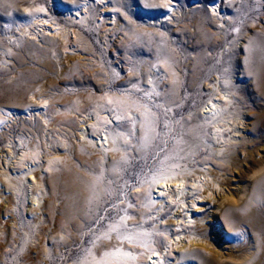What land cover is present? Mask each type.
<instances>
[{
    "label": "bare ground",
    "instance_id": "1",
    "mask_svg": "<svg viewBox=\"0 0 264 264\" xmlns=\"http://www.w3.org/2000/svg\"><path fill=\"white\" fill-rule=\"evenodd\" d=\"M39 1L41 0H38V3ZM135 1L48 0L47 3L48 7L56 9L60 7L62 17H72L71 21L83 28L89 29L93 20L95 30L101 36L100 44L106 53L109 43L104 33L118 32L121 29H138L149 34L150 45L147 52L149 51L152 58L138 59L146 53L145 51H127L124 56L125 70L133 71V74L119 81L112 88L118 89L127 83L144 80L151 72L149 66H152L156 77L166 81L170 78L171 86L167 93H164L169 105L181 101L183 87H187L189 91L207 88L208 92H218L215 99L210 100L203 108L205 122H209L207 126L212 125L211 137L214 150L219 155L232 152L239 145L246 148L247 144L253 141L246 134L249 127L246 114L241 112L248 102L238 91L239 87L234 80L237 79V73L244 74L250 82L252 93L256 94L258 101L264 103V0H255L256 3L253 5L249 0H245L236 10H233L236 0H195L189 6H187L188 0H178L183 8L187 6L185 10H182V7L180 9V6L176 8L171 3L149 0L148 6L152 9V15L156 12H164L165 21L162 20L160 27L165 31L148 27L140 28L130 9ZM206 5L210 6V14L206 10ZM169 8L171 11H168ZM227 9L232 12H227ZM18 10L16 0H0V15L4 17L8 15L7 17L15 20L19 17L25 19L22 26L7 25L5 22L3 26H0V32L9 35V41L12 40V35H15L14 31L25 35L29 30H35L33 35L36 39L47 38V34H50L54 38L47 39L59 42L65 54H75L78 60L83 59L79 54L83 51V46L86 47L84 50L94 53L95 47L84 33L62 26L57 18L53 19L49 15L44 6L33 4L22 11ZM123 12L126 13L125 22L124 25H120L119 14L122 19ZM211 15H214V18ZM233 26L237 30L234 35H231L229 31ZM174 27L175 29H172ZM249 32H251L250 36ZM175 34L181 36V41L180 46L173 45L175 48L173 51L169 38L173 37L172 42H175ZM232 37H234V43L228 45V39ZM195 38L200 39L201 45L192 43L189 46L190 40ZM1 42L0 39V45ZM224 45H226L225 48H223ZM50 49L53 47H45L40 53L47 54ZM193 50L195 57L192 58L189 75L186 80H181L171 67H175L174 54L178 52L185 56ZM162 61L169 65V71H164L159 65ZM22 62V59L17 60V65L20 67L14 73L15 76L18 74L15 84L0 88L5 92H3L4 99H0V127L11 136L7 143L4 142L6 145L0 148V180L7 178L11 170L16 177H21L26 184L22 198L30 206L29 215L35 217V220L33 228H29L31 224L19 222L20 209L17 202L21 193L20 187L8 185L4 192H0V264H19V256L27 253L29 248V253L23 259L26 264H58L61 258H65V264H69L74 257L73 248L74 242L78 241L77 235L95 231L91 229L98 227L96 215L103 207V197L108 191L115 192L110 189L111 184L115 186L119 183L121 175L117 172L118 170L108 169L114 164V156L116 158L120 150L118 138L105 133L104 129L108 121L120 122L125 118L123 109L132 105L133 97L122 94L119 90L115 93L112 91L102 93L109 88V80L112 78L108 70L105 73L100 70L87 75L82 73V70L74 69L71 73H76L73 75L76 79L71 83V87L64 90L49 79L54 73L49 63H40L44 71H34L25 67ZM98 64L101 65L102 62L99 61ZM238 65H240V71H237ZM170 70L173 71L171 75ZM63 74L66 72L62 70L61 74L58 73L57 79H60ZM96 76L99 79L94 89L89 84L91 78ZM105 79H107L106 82H104ZM223 86L227 88L225 91L222 90ZM132 93L138 94L135 88ZM29 95L35 102L43 104L39 114L28 113ZM191 99L193 96L187 92L184 105ZM50 105L56 106V113L62 116L63 121L73 122L72 119L75 118L80 124L77 131L79 133L72 129L68 130V134L66 133L73 139L70 145L76 146L75 142H79L81 150L78 151L76 148L77 152L73 153L79 164L74 162L62 164L66 156L59 152L52 153L49 150V153H44L40 149L41 146L34 141L38 134V123L31 127H27L24 123L25 119L36 122L39 117L44 124L42 132L48 136L50 128H53V115L49 112ZM87 107H90V112L84 115L83 111ZM231 107H235L237 112L232 114ZM16 121L18 124L12 126ZM254 127H259V131L264 134L263 115L257 116ZM6 136L4 135V138ZM67 144L69 140L64 136L62 146ZM92 148L98 149L102 158L92 157ZM174 167L172 164L164 170L165 175L171 178L155 182L160 186L159 190L153 193V199H159L162 205L168 203L163 192L171 186L179 193V196L186 191L182 177L176 173ZM38 168L43 175L48 171L62 170L58 173L53 186L54 192L49 198L40 196L41 187L33 183L32 179H28ZM105 177L109 179L107 183ZM106 184H110L109 187ZM217 187L220 191V186L217 185ZM221 192L226 194V197L218 207L220 212L218 225L230 247V254L225 259L226 264H264V158L259 157L248 171L237 193L232 190H221ZM181 205L185 206V203ZM195 207L198 205L193 202L191 208ZM102 228L103 226L99 229ZM104 233L99 237H102ZM112 234L113 232L109 233L111 237ZM51 235H58V239L63 240L52 249L43 247L45 239ZM41 238L42 247H29L31 241L37 242ZM149 238L147 232L112 237L111 241L106 242L102 241L103 238H99L95 243L97 246L88 250L82 261L79 263L73 261V264H159L161 256H159L158 248L152 244V247L143 250L144 255L139 258L131 251L132 249L127 248L126 242L146 246ZM192 241L204 240L193 239ZM177 247V240H174L173 244L168 243V248L172 250ZM105 253L109 255L105 256Z\"/></svg>",
    "mask_w": 264,
    "mask_h": 264
},
{
    "label": "rangeland",
    "instance_id": "2",
    "mask_svg": "<svg viewBox=\"0 0 264 264\" xmlns=\"http://www.w3.org/2000/svg\"><path fill=\"white\" fill-rule=\"evenodd\" d=\"M148 1L139 0V4L137 0L135 1L130 7L133 17L140 28L148 27L165 31L160 27L162 20L165 21V18L163 19L164 12L160 11L152 15V9L148 6ZM244 1L236 0L233 10L238 9ZM254 1L249 0L251 5L256 3ZM39 2L38 0H16L17 6L21 11L25 7L39 4L47 8L49 15L53 19L57 18L62 26L75 29L79 33L81 31V34L84 33L88 41L95 47L94 53L92 54L88 50H84L86 47L83 46V51L79 52L83 59L78 60L75 54H65L59 42L47 39L48 37L50 39L54 38L50 34H47V38L41 37L40 39H36L33 35L35 30H29L25 35L14 31L15 35H12L13 38L9 41V35L0 32V39L2 41L0 45V88L15 84L18 74L15 76L14 73L20 67L17 65V60L22 59L25 67H29L34 71H44L45 69L40 66V63H49L54 72L49 79L64 90L69 86L71 87V83L76 79L73 77L76 73H71L74 69L82 70V73H86L87 75L100 70H103L105 73L108 70L112 74V78L109 80V88L102 91V93H108L107 91L115 93L119 90L122 94H129L131 95L130 97H133L132 105L126 106L123 109L125 118L120 122L108 121L104 129L105 133L117 136L118 138L117 143L120 150L117 152L116 158L114 156V166L112 165L108 169L112 171L118 170L117 172L121 175L119 183L115 186L114 184H109L110 189L115 192L110 193L108 191L105 193L102 200L103 207L99 209L96 215L98 227L91 229L95 231H87L85 234L77 235L78 241L74 242L75 246L73 248L75 251L74 257L69 264H73V261L79 263L83 260L88 250L97 246L95 243L99 240L98 237L105 232L107 224L121 221V219L123 221L124 218L123 227L119 228V236H116L117 233L113 232L112 237H124L141 232L149 233L150 238L146 246L140 243L126 242L127 248L132 249L131 251L136 254L137 258L144 255V249L155 246L158 248L159 256H161L159 264H204L205 262L209 264L212 262V264H226L227 260L225 259L230 254V247L223 238L218 225V218H220L218 207L226 197V194L221 192V190H232L234 193H237L241 189L242 181L248 171L254 166L259 157L264 158V134L259 131V127L253 128V124L257 121V116H264V103L258 101L256 94L252 93L250 82L247 81L246 76L237 73V79L234 81H236L239 87L238 91L248 102L241 112H245L246 114L249 124L246 134L253 141L248 143L246 148L243 145H239L232 152L218 155L213 147L211 137L212 125L207 126L209 122H205L203 114V108L210 100L215 99L214 97L218 92H208L207 88H197L195 91H189L187 87H183L180 96L181 101L174 103V105H169L166 102L167 98L164 93H167L171 86L169 84L170 78L167 81L159 79V77L154 75L152 66H149L151 72H149V75L144 80H136L131 84L127 83L118 89L112 88L116 83L133 74V71L125 70L124 56L127 51H145L146 53H143L138 59L150 60L152 58L149 51L147 52L150 45V35L138 29H121L118 32L104 33L109 43V49L106 53L100 44L101 36L96 32L93 20H91L89 29L83 28L78 23H73L71 21L72 17H62V9L60 7H57V9L48 7V0H41ZM159 2H165V4L171 3L176 8L180 6V9L182 7V10H185L195 0H188L187 6L184 8L178 0H159ZM205 7L210 14V6L206 5ZM227 12L231 13L232 11L227 9ZM119 15L118 23L124 25L126 13L123 12L124 16L122 15V19L121 14ZM7 16L0 15V26H3L4 22L12 26H22L24 24V18L19 17L18 20H15ZM211 17L214 18V15H211ZM172 29H175V27ZM236 30V27L233 26L229 34L234 35ZM248 34L250 36L251 32ZM172 38H169V41L174 51L173 45L180 46L181 36L175 34V42H172ZM233 40L234 37L229 38L228 45H232L234 43ZM192 43L201 45V41L198 38L190 40L188 45L191 46ZM45 47H53L55 52L53 49H50L47 54L40 53L41 49ZM194 52V50L190 51L185 56L178 52L174 54L175 67H171L181 80H186L189 75L188 71L192 66V58L194 59L195 57ZM99 61L102 62L101 65L98 64ZM159 65L163 67L164 71H169V65L165 61H162ZM62 70L66 74L57 79L58 73L61 74ZM173 71L170 70V75ZM237 71H240V65H238ZM98 79L97 76L91 78L89 85L95 89ZM134 88L138 94L132 93ZM226 89L223 86L222 90L225 91ZM186 91L193 96V99L184 105ZM3 92V90H0L2 94H0V99H4L5 92ZM27 101L30 103L27 102L30 106L28 113L39 114L43 104L35 102L30 95ZM49 109V112L53 115V128H50L48 136H45L42 132L44 124L39 117H37L36 122L34 120L32 122L31 119H25L24 123L27 127L38 123V134L35 136L34 141L37 145L41 146L40 149L44 153H49V150L52 153L59 152L69 157H65L62 164L69 162L79 164L73 154L77 150H81L78 145L79 142L75 140V145H77H70L73 139L69 135H66L70 129L79 133L77 132L80 128L79 122L75 118L72 119L73 122L63 121L62 116L56 113L57 108L55 105H50ZM172 110L174 111L172 112ZM230 110L231 113L237 112L235 107H231ZM89 112L90 107H87L83 111V114L87 115ZM132 112L134 116H139L140 119L136 120L134 116H130L129 113ZM16 124H18L17 121L12 126ZM162 125H167L165 132H161ZM4 135L7 136L4 138ZM146 135L150 138V143L147 147H142L145 143L144 138ZM64 136L69 140V144L66 146H62ZM10 137L7 131L0 127V148L6 145L5 143L9 141ZM98 143V146H100V142ZM92 150V157L94 156L95 159L102 158L98 149L92 148ZM172 164L175 166L176 173L181 175L186 191L183 195L179 196V193L171 186L166 192H163L168 203L162 205L159 199H153V193L158 191V187L160 186L156 185L155 182L162 181V179L148 182L146 181V177H151L152 173L150 169L155 170L160 168L165 174L164 170ZM105 167L108 170L107 165ZM40 171V168L34 170V173L28 179H32L33 183L41 187L40 196L49 198L54 192L53 186L57 180L58 173L62 170L48 171L44 175ZM108 181L109 179L105 177V182L107 183ZM8 185L17 186L16 188L20 187L21 193H19L17 202L20 209V212L18 211L19 222H26L27 225L31 224L29 228H33L35 217L33 218L29 215L30 206L22 198L24 197L23 193L26 184L21 180V177H16L15 173L11 170L7 178L0 180V192H4ZM106 185L109 187L108 184ZM137 185L140 186L137 187ZM217 185L220 186V191ZM193 202L198 207L191 208ZM182 203H185V206H182ZM101 225L103 228L99 229L102 227ZM193 239L204 241L194 242L192 241ZM62 240L58 239V235H51L45 239L42 245H45L43 247L52 249ZM174 240H177L178 247L172 250L168 248V243L171 242L173 244ZM41 241L42 238L37 242L31 241L32 243L29 244V247L40 248L42 247ZM102 241H111V239H102ZM29 251L30 248L27 253L19 256V264H26L23 259ZM65 263V258H61L58 262V264Z\"/></svg>",
    "mask_w": 264,
    "mask_h": 264
},
{
    "label": "snow or ice",
    "instance_id": "3",
    "mask_svg": "<svg viewBox=\"0 0 264 264\" xmlns=\"http://www.w3.org/2000/svg\"><path fill=\"white\" fill-rule=\"evenodd\" d=\"M137 3L139 4V0H137ZM168 11H171V9L169 8ZM130 116H134V113H129ZM134 119L136 120H139L140 117L139 116H134ZM167 129V125H162L161 126V132H165V130ZM145 143L142 147H147L148 144L150 143V138L146 135L145 136ZM163 159V158H161ZM150 172L152 173L151 177L148 178L146 177V181L148 182H152V181H155V180H158V179H167V178H171V177H168L166 176L164 173H163V170L160 169V168H157L155 170H152L150 169ZM159 174V175H157ZM140 185H137V187H139ZM123 224V221H118V222H112V223H109L105 226V233L102 237H98L99 238H103V239H111L112 237L109 235V233H112V232H115L117 233V235L119 236V228L122 226ZM109 255L108 253H105V256Z\"/></svg>",
    "mask_w": 264,
    "mask_h": 264
}]
</instances>
